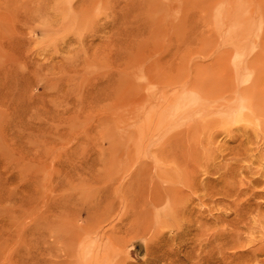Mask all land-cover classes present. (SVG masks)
Masks as SVG:
<instances>
[{
	"label": "rangeland",
	"instance_id": "rangeland-1",
	"mask_svg": "<svg viewBox=\"0 0 264 264\" xmlns=\"http://www.w3.org/2000/svg\"><path fill=\"white\" fill-rule=\"evenodd\" d=\"M0 264H264V0H0Z\"/></svg>",
	"mask_w": 264,
	"mask_h": 264
}]
</instances>
